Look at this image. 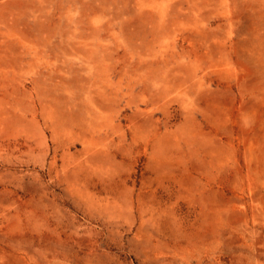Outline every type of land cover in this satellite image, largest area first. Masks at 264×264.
Wrapping results in <instances>:
<instances>
[{"label": "rangeland", "instance_id": "374dc122", "mask_svg": "<svg viewBox=\"0 0 264 264\" xmlns=\"http://www.w3.org/2000/svg\"><path fill=\"white\" fill-rule=\"evenodd\" d=\"M0 264H264V0H0Z\"/></svg>", "mask_w": 264, "mask_h": 264}]
</instances>
